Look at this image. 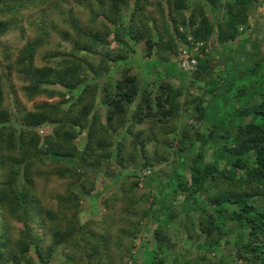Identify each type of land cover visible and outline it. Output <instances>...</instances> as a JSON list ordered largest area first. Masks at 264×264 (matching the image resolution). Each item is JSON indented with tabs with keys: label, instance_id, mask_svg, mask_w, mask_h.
<instances>
[{
	"label": "trees",
	"instance_id": "16d2710c",
	"mask_svg": "<svg viewBox=\"0 0 264 264\" xmlns=\"http://www.w3.org/2000/svg\"><path fill=\"white\" fill-rule=\"evenodd\" d=\"M54 2L0 0V37L12 30L23 36L24 11L40 7L31 38L15 50L0 45V264H121L144 218L154 222V258L129 264H264V53L239 41V26L257 0H87L84 20L71 7L55 16ZM51 31L70 48L51 44ZM137 42L147 58L143 79L127 63ZM214 43L223 55L204 52ZM179 45L196 59L190 73L173 59ZM118 62L123 66L113 76ZM241 70L248 76L233 91ZM13 72L22 77L27 100L58 99L35 103L19 114L20 123L9 122L2 77ZM197 80L207 90L181 99ZM184 102L194 103L190 122L181 120ZM45 123L51 131L39 135ZM82 132L86 141L77 147ZM168 155L174 160L167 171L161 164ZM75 156V168L63 161ZM121 166L151 170L122 172ZM39 173L70 179L51 196L55 208L36 192ZM98 175L103 190L117 186L105 207L120 209L115 217L108 209L99 220L80 221L84 195L68 185L77 182L88 193ZM139 184L150 198L144 208L135 194ZM138 211V220L124 218ZM12 220L21 224L15 233ZM32 223L46 226L48 243ZM173 224L191 252L176 249Z\"/></svg>",
	"mask_w": 264,
	"mask_h": 264
},
{
	"label": "rangeland",
	"instance_id": "374dc122",
	"mask_svg": "<svg viewBox=\"0 0 264 264\" xmlns=\"http://www.w3.org/2000/svg\"><path fill=\"white\" fill-rule=\"evenodd\" d=\"M53 1H55L54 2L55 7L53 8V10H55V16L60 15L63 11L66 10V8L71 7L73 13L77 16H80L81 19L84 20V17H85L84 13L87 11L85 10L86 8L85 5L87 3V0H53ZM222 1H225V0H222ZM79 3L81 5H79ZM39 9L38 11L36 9V10H32L31 12L27 10L24 11L25 17H24V20L22 21V26L24 27L23 36H21V34L17 30H12L6 35L0 37V45H6L12 50L13 49L15 50L16 47H20L22 44H24V42L28 38H31L33 36L32 29L36 27V24H32L31 21L33 20V17L35 18L38 16ZM205 9H207V7H205ZM220 11L221 13H223L224 8H221ZM150 12L153 13L154 15H157L156 11L154 10H150ZM55 16L53 18L54 21H56ZM57 22H58V26L64 25L62 21L61 22L57 21ZM239 27H242L241 34L239 36V41H241L240 43H242L241 45L243 46V48L245 50H252V51H257L259 48H262V53H264V0H257V2H254L251 5V7L249 8L246 23L244 24V26L240 25ZM49 41L51 44L59 43L61 48L65 50H68L71 46L68 40L61 39L60 34L54 31H51V36L49 38ZM210 45L213 46V44H210ZM210 45L206 46V49L204 51L205 53H211L213 56H215L217 53L219 54L220 52V55L221 54L223 55V52H222L223 50L221 46H217V44L214 43V47H212L213 50L211 51ZM143 46H144L143 42H137L134 46V52L130 54V57L127 60V63L130 64L132 68L137 71L140 79H143L144 63L147 60V58L143 55L144 53ZM231 47H233V45ZM184 48H185L184 45H179L178 54L173 59L179 60L182 54L181 52ZM47 49L48 48H43V49L38 50L37 55H36V62L38 64L39 63L41 64V61H42L41 56ZM194 49H195V46H194ZM188 52L190 53V51ZM238 54L239 56H242L243 53L239 51ZM2 59H3V56L0 52V64L3 63ZM216 63L217 61L214 58L211 64L214 66L216 65ZM122 66H123V62H118L117 64L116 63L113 64L112 65L113 68L111 69L112 75L118 76V73L120 72ZM195 67H196V64L194 65L193 68L188 69L186 71L190 73L191 71L195 69ZM260 67L262 66H259V68ZM216 72H218V74ZM240 74H242L243 77L235 79L236 83L231 86V89L233 91H236V88L239 82H241V79H243L245 76H248L247 74L243 73L242 70L239 72V75ZM214 75H217L215 77H221L223 75V72L220 67L219 68L216 67L214 71ZM258 75H260V71H257L255 77L258 78L259 77ZM253 78H254V75H253ZM2 79H3L2 85H3V95H4L2 106L3 108L7 109V111L10 114L8 118L9 122L20 123L21 120H20L19 114L22 111L31 110L35 103L42 102V101L53 102L58 99V97L47 99L45 96H41V97H36L33 100H27L22 92V87L24 86V83L20 75L13 72L11 74H8L5 77H2ZM171 81L172 83L174 82L176 84L174 79H171ZM54 87L58 88V86H54ZM207 87H209V85L206 84L204 80L194 81L193 84L187 86V92L182 95L181 99H183L184 97H187V99H190L191 97L202 95V93H204L205 90H207ZM226 87H228V84H225V88ZM79 89L80 87H78L75 91L77 92ZM249 91H250V88L246 89L247 93ZM247 93L243 95L242 98L246 97ZM100 95L101 94L99 91L97 95V101H99ZM209 96L210 95L208 94L205 95L203 104L207 103ZM193 107H194V103L184 102V104H182V109H185V111L182 114L183 118H181V120L185 119L188 122L191 121V118L189 115L190 113H192L191 110L193 109ZM102 111H104L103 105H102ZM50 131H51V125L49 123H45L42 126L38 127L39 135H43L46 132H50ZM119 137L120 135L118 133H114L113 134L114 142H116L119 139ZM85 141H86V132H82L75 139V144L77 147H82ZM152 148H153L152 144L150 143L149 149H152ZM193 148L195 149V146H193ZM168 149L169 151L171 150L170 148ZM209 155L210 153L208 152L206 154V157L209 158L210 157ZM172 160H174V157L168 155V160L163 162L161 164L162 165L161 167H163L164 169L168 171L170 167L167 165ZM63 161L66 162L69 165V167L75 168L77 165L76 164L77 156L70 157V158H64ZM118 170L122 172L131 171V172H136L140 174H145V173H149L151 169L150 167H128V166L123 167L121 166L119 167ZM89 174L92 175V173L90 172ZM0 177H3L2 174H0ZM68 179L65 180L64 178L60 176H56L54 174H50V177H47L45 174L39 173L38 175H34L33 184L35 186L37 194L40 196L43 194L44 203L48 205L50 204L51 206L55 208V201H51V198H52L51 196L55 193H59L63 191L65 186L67 185ZM69 182H70V179H69ZM102 184H103L102 176L98 175L94 179V187L89 189L88 193H84V191L82 190V188L79 186L77 182H71V184L68 185L69 188L72 189L75 193L84 195L83 197L80 198V205H79V212H78L80 221H86L88 219L99 220L101 219V216L108 209L109 211L112 210L111 214L114 215V217L115 215H117L120 209V206L117 205L112 208H107L105 207V204H104L105 202H108L109 204H111L110 201H107V198L111 195L112 192L117 191V186L113 184L109 188H107V190H103ZM87 186L89 187L90 185L87 184ZM135 194L138 197L142 198V204H141L142 208L147 207L149 205L150 198L147 196H144L145 189L141 186V184H139L135 188ZM139 217H141L140 211L135 212V213L127 212L126 214H124V218H129L135 221L138 220ZM0 219H1V215H0ZM10 223L12 226V229H11L12 233H15L18 229L21 228V224L14 220L10 221ZM117 223L121 225L120 222H117ZM32 225H33L34 232L41 235L44 238L45 243H48L50 240V235L49 233L47 234L46 226L43 227L42 225H38L36 223H32ZM141 226H142V229L139 235L134 239L133 241L134 244L132 248L128 251V253L124 254V258L121 264H129L133 258L136 261H141V260L151 261L154 258L153 257L154 241L152 238V229L154 227V222L151 220V218H144L142 220ZM170 232L173 235V240L176 241L177 250L181 252L182 251L184 252L192 251V246H190V243L186 241L184 236H182V233L180 229L178 228V226L173 224L172 227L170 228ZM228 250L229 249H226V252ZM30 253L32 254L34 258H36L32 250ZM55 260L57 259H54V261Z\"/></svg>",
	"mask_w": 264,
	"mask_h": 264
},
{
	"label": "built area",
	"instance_id": "2783aa9c",
	"mask_svg": "<svg viewBox=\"0 0 264 264\" xmlns=\"http://www.w3.org/2000/svg\"><path fill=\"white\" fill-rule=\"evenodd\" d=\"M181 56L179 59V66L183 69V70H188L194 67V65L196 64V59L194 57L191 56V53L188 52V50L183 49L181 52Z\"/></svg>",
	"mask_w": 264,
	"mask_h": 264
}]
</instances>
